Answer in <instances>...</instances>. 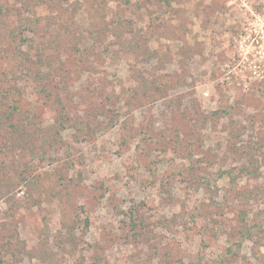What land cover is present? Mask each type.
I'll list each match as a JSON object with an SVG mask.
<instances>
[{"label":"rangeland","instance_id":"obj_1","mask_svg":"<svg viewBox=\"0 0 264 264\" xmlns=\"http://www.w3.org/2000/svg\"><path fill=\"white\" fill-rule=\"evenodd\" d=\"M1 5L54 45L36 70L68 86L72 119L19 73L41 114L16 116L50 141L0 153V264H264V85L223 79L264 0Z\"/></svg>","mask_w":264,"mask_h":264},{"label":"trees","instance_id":"obj_2","mask_svg":"<svg viewBox=\"0 0 264 264\" xmlns=\"http://www.w3.org/2000/svg\"><path fill=\"white\" fill-rule=\"evenodd\" d=\"M25 13L26 10L22 6H0V153H2L3 149L7 151L9 145L15 150H24L32 146L37 147L39 143V138L36 135L37 132L40 134V137L45 136V140H42L39 144L40 147L43 145L45 147L46 144L44 143L50 141V136L44 132L45 128L39 127V125L34 124L30 120L28 121V118L21 120L16 116L18 109L19 111L22 110L25 116H29L30 114L38 116L41 114V108L37 102L23 103L22 98L26 88H24L18 78L20 74L35 73L34 77L39 78L37 82L41 81L39 83L41 84L40 95H38L37 101L43 98V105L51 104L54 109H57V118L60 123L72 119L71 103L67 101V98H63L62 96L68 86H50V84L55 82L56 76H52L46 73V70H42L45 64L48 62L52 63L53 61V55L48 54L47 50L52 49L54 45L50 44L47 40L41 39L42 37H46L45 35H41L40 38L37 36V31L34 29L36 23L30 19L31 12H27L30 15ZM44 29L46 31L50 30L47 26H44ZM72 34L76 35V32L72 30ZM54 41L56 42V40ZM89 42L88 39L87 43ZM77 62H83V58H79ZM37 66H41L42 69L36 70ZM55 69L59 73L61 71L64 72L60 66ZM59 75H62V72ZM64 79L67 80L65 72ZM63 81L65 83V80ZM100 92L105 93L107 91L100 88ZM15 95H21V99L16 100ZM8 98L14 100L13 104L7 105L5 99L7 100ZM105 99V104L109 105L111 96L106 94ZM107 114H109L110 119H113L110 108H107ZM53 129L54 133H56L55 128ZM4 131L7 134L3 135ZM15 134L17 136L14 138ZM34 134L36 137H33ZM2 136H7L12 141L7 143L3 140Z\"/></svg>","mask_w":264,"mask_h":264},{"label":"built area","instance_id":"obj_3","mask_svg":"<svg viewBox=\"0 0 264 264\" xmlns=\"http://www.w3.org/2000/svg\"><path fill=\"white\" fill-rule=\"evenodd\" d=\"M223 71L224 82L236 83L244 91L264 85V16L255 15L240 28Z\"/></svg>","mask_w":264,"mask_h":264}]
</instances>
